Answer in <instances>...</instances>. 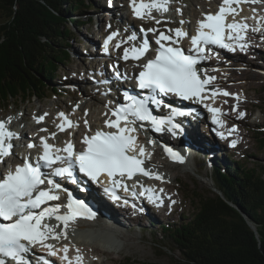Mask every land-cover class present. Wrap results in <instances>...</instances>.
I'll list each match as a JSON object with an SVG mask.
<instances>
[{
  "label": "snow or ice",
  "instance_id": "6c2138e0",
  "mask_svg": "<svg viewBox=\"0 0 264 264\" xmlns=\"http://www.w3.org/2000/svg\"><path fill=\"white\" fill-rule=\"evenodd\" d=\"M168 2L169 0H149L148 3H145V0H140L137 4V0H131L135 15L141 18L145 16V10L149 15L153 8L167 11ZM249 2L254 3L257 0H222L216 14H206L205 19L199 21L197 34L191 37L192 48L188 54H185L179 47L171 46V43L163 44L162 41L173 43L175 41L171 36L161 32L156 39V43L159 45L157 55L154 59L143 64V70L137 77L138 87L142 90H149V95L137 98L127 91L124 92V99L127 103L120 105L113 112V115L116 116L115 121H106L108 127L116 128L117 131H97L92 136H85L83 143L87 147L79 152L74 150L71 143H67L63 149L53 151V146L41 137L43 152L36 161L32 163L29 159H25L23 164L16 165L14 171L9 169L7 174L0 179V220L4 221L0 222V264H6L5 258H10L15 264H31L27 253L36 245L47 248L48 255L55 256L57 253L53 250L54 246L48 243L50 239H60L61 235L66 237L67 229L79 218L88 220L96 218V213L92 208L84 200L75 199L71 192L57 183L55 177L67 178L72 183H77L76 170L78 169L79 173L92 182H99L98 178L106 173L111 179L110 184L104 187V192L110 194L113 199H119L116 189L123 187L124 190H127V185L116 177L122 178L126 175L130 179L136 173L155 175L141 167L144 163L143 159L138 158L137 155L129 154L136 151L137 138L131 134L136 129L128 125L140 122V126L143 127V122L148 121L157 132L164 131V126L167 125V131L175 135V131L180 128V125L174 123L172 117L185 113L172 110V115L168 118L158 117L153 114L149 104H163L162 100L157 99L158 94H174L183 100L198 102H203L207 98L204 95L205 87L212 84L216 77L209 75L206 70L198 68L200 62L207 58L205 46L218 45L231 51H235L236 47H239L241 51H245L248 46L245 33L250 26L246 22L247 18L243 22H238L235 20V16L239 14V5ZM253 11L255 10L253 9ZM229 15L233 19L231 22H226ZM251 30L259 31V28ZM147 31H155V29ZM170 31H174L177 37L187 35L179 28ZM115 35L116 33H113L105 40V46ZM134 39V35L129 37V40ZM226 40L228 42H225ZM148 49L149 43L145 39L138 48L135 46L131 49L126 48L124 59L127 60L130 56L133 59H140ZM208 51H211V48H208ZM117 75L119 76V73ZM223 94L232 95L227 92ZM209 110L214 114L220 112L218 108L210 107ZM60 115L64 116L63 113ZM244 115L245 113H240L241 117ZM42 119L43 117L38 118V120ZM10 120L11 118L7 122L0 121V163H3L4 158L12 154V140L18 138V134L7 127ZM121 120L125 122L123 127L120 124ZM213 122L223 124L216 115H213ZM68 125L71 126L70 121H68ZM60 127L63 130V126ZM234 130L233 128L230 131ZM235 143L236 141H232L233 146ZM28 147L32 148L35 145L29 144ZM166 151L174 159L183 161V157L179 153L173 152L170 148H166ZM61 152L65 154L61 155ZM144 154L145 148L140 146L139 156L142 157ZM43 169H51V172L46 173ZM156 178L160 177L156 175ZM45 183L48 187H42ZM59 191L67 192L68 203L65 212L60 213V205L41 208L48 201L58 200L60 197L56 193ZM152 191V189H145V193L149 194V200L157 203V206L162 205L163 201L159 197H154L151 194ZM135 194L134 192L133 195ZM53 218L60 223L58 225L42 223L45 219ZM58 228L60 231H57ZM63 252L62 259L67 260L68 264H72L67 255V246L63 248ZM77 252L79 253V249ZM82 259L79 254L75 257L77 264H82ZM39 260L40 264H51L46 257L42 256Z\"/></svg>",
  "mask_w": 264,
  "mask_h": 264
},
{
  "label": "trees",
  "instance_id": "16d2710c",
  "mask_svg": "<svg viewBox=\"0 0 264 264\" xmlns=\"http://www.w3.org/2000/svg\"><path fill=\"white\" fill-rule=\"evenodd\" d=\"M96 4L0 0V105L6 109L12 99L41 100L57 93L51 81L71 57L73 33L66 17L78 13L70 23L80 28L81 20L91 21L81 17L84 9ZM255 134L257 149L264 151V131ZM221 164L212 166L210 178L223 196L195 193L196 211L162 227L167 241L162 247L181 256L171 264H264V164Z\"/></svg>",
  "mask_w": 264,
  "mask_h": 264
},
{
  "label": "rangeland",
  "instance_id": "374dc122",
  "mask_svg": "<svg viewBox=\"0 0 264 264\" xmlns=\"http://www.w3.org/2000/svg\"><path fill=\"white\" fill-rule=\"evenodd\" d=\"M183 1L187 6L185 9V13L188 17L187 19L191 23L193 22L194 15H196V13H199L203 9L207 10L211 7L210 5H213V1ZM96 2L97 7L100 6L109 9L107 5H104L103 0H96ZM116 2H123V0H117ZM84 12L85 13L82 14L81 17L88 18L91 16V19L94 18V21L100 20L101 25L104 26V15L101 19H99L100 16L95 18L94 12L85 9ZM90 12L92 13L91 15H89ZM78 15L79 14L75 12L68 14L66 17L68 25L71 26L73 33V38L71 39V45L69 47L72 56L66 62L64 67H60L58 69L55 79H52L51 81V85H55V88H58V90L67 91V97H62V99L61 96L53 95L54 93L50 92L46 98H42L41 100L31 99L25 101L21 99H12L10 100V106L8 108L4 109V106L0 105V117L3 116L6 119L13 118L16 121L15 126H19V123L17 124V120L20 118L23 120H25L26 117L35 119V116L40 112H51V109L55 106L62 108L68 101H72L75 97H78L76 89L62 87L68 83L59 87L58 82V80H65L63 76H66L68 71L71 69L77 68L81 71V74H85L87 76H90L89 74L92 73L91 70L93 66L91 65V61L93 62L95 58H93V60L90 59V57L93 56V52L90 49H87V45H90L92 41L89 30L87 26L84 28H77L75 25H71L70 23V20ZM252 51L254 52L251 55L250 63L247 68L230 72L229 74L231 75V78H233L232 86L240 88L248 95L247 101L243 104V107L248 109L250 114L248 118L242 122L243 133L241 135L242 140L240 141V146L234 150H226V153L229 155V161L230 159L239 160L242 164L246 163L250 166L256 165V163L264 164V151L257 149L256 141L254 139V136L256 135L255 132L259 131V128L257 127L264 125V75L262 74V71L264 70L262 69L264 67V43L255 50L254 48L251 49L250 52ZM76 83L74 85L75 87ZM84 97L85 100L93 101L95 103L94 107L92 109H88V107H84V109H82L83 107H81V105L84 103L80 97L78 98V100H80L77 101L76 105L81 107L80 116L82 117V121L85 119V116H89V119H91L90 122L93 123L97 120V116L103 110L104 104L97 100L95 94H91L90 97L88 95ZM72 111L76 112V107H72ZM94 111L95 113L93 114ZM50 119L52 122V117ZM81 127L83 126L81 125ZM196 131L198 132V130ZM200 136L203 137V139L205 137L201 134ZM201 137L197 135V139H194L193 142L197 143L199 140L202 141ZM211 149H213V147ZM197 150L200 151V149L197 148L194 150V153ZM199 154L200 155H195V157H193L192 153H190L192 160L188 163L189 165L169 164L161 153L157 154L159 157L155 160L156 164H158L159 161H162L163 163H168V165L163 168L160 172L161 174L159 175L160 178H156V181H160L161 179L164 181V186H166L167 190L174 195L176 208L174 207L175 212L172 216H168L167 210L166 212H163L161 220H158V217L161 216H157V222H155L156 227L149 223L150 221H142L140 218L139 224L137 222L132 223L135 225L137 224L138 226L131 230H128L130 228L125 227L123 230H119L117 232V236H113L112 234H115L116 232L106 230L104 227H113L110 219H106L109 222L106 220H99L96 222L99 224L97 227L93 224L80 222L78 220L75 222L78 224L77 227L89 229L92 232L89 230H78L79 233L77 234L74 231L76 229L72 230L71 227L67 230L66 237L62 235L60 239H56L55 242L61 239H67L69 241L68 243H74L73 248H76L78 245L81 249L86 247H96L98 250L103 252H100L99 254L93 253L92 255H89V257L90 259H100L101 262L99 264H148L153 262L171 264V262L175 259H179L181 256L177 250L171 252L167 247H162L167 244L166 239L162 236V227L166 222H176L179 219L178 214L182 217L191 215L196 211V203L194 201L195 193H217L210 178L212 168L211 165L216 163V161H219V164L222 163L221 166L224 167L227 161L225 156H223L225 157V160L220 159V153H213L214 155H211L212 158L208 159V161L202 153ZM194 158L196 161H194ZM158 167L161 168V166ZM164 171L167 172L169 177L163 176L165 175ZM163 181L161 183H163ZM132 224L130 223V225ZM98 230H100L101 233Z\"/></svg>",
  "mask_w": 264,
  "mask_h": 264
},
{
  "label": "bare ground",
  "instance_id": "6f19581e",
  "mask_svg": "<svg viewBox=\"0 0 264 264\" xmlns=\"http://www.w3.org/2000/svg\"><path fill=\"white\" fill-rule=\"evenodd\" d=\"M214 1V0H213ZM215 2V1H214ZM118 5L120 4V3H117ZM213 4H215V3H213ZM202 12H203V14H204V12H206V10H202ZM195 16V15H194ZM125 30V34H124V36H123V31ZM161 30H163L162 28H158V31H161ZM130 31H131V29H129V28H126V27H124V29H122V33H121V35H119V37H120V39L121 40H124V42H125V45H127V46H130L131 44H132V41L131 40H129V33H130ZM253 38L252 39H255V37L256 36H252ZM253 49V48H252ZM251 51V50H250ZM238 61H236V60H234V63H233V65H235L236 63H237ZM115 63H116V65H117V67H120V61L119 60H116L115 61ZM122 65V64H121ZM132 65V63H130V64H128V66H131ZM231 65V63H224V64H220L219 65V67H222V66H224L226 69H231V67L232 66H230ZM223 73H225V71H222L221 73H219V75H220V78H219V81H218V84L219 85H227V84H230V83H232V81H231V78L230 77H223L222 78V74ZM73 74V73H72ZM103 75H106V72L104 71V69L103 68H100L99 69V72L98 73H96L95 75H94V77L93 78H99L100 76H103ZM77 84H78V86H80L81 88H82V90L80 89V91H82V93H88L87 91H86V89L84 88V85H86L87 83H84V82H81L80 80H78L77 79ZM99 89H100V86H97V88H96V92L98 93L99 92ZM49 94V93H48ZM122 98V94H121V92H119V87H117L116 88V94H115V97H111V101H113V100H116V99H121ZM221 101V100H220ZM95 103L93 102V101H87L86 103H85V107H92L93 105H94ZM95 113V111L93 112V114ZM92 117H93V115H92ZM95 117V116H94ZM100 125V124H99ZM88 129H86V130H89V131H94V130H96V128H92L90 125H89V123H88ZM9 127H10V129L13 131H15V129H14V123H13V120L11 119L10 120V123H9ZM85 129H82V133H85V131H86ZM196 130H198L192 123H190L189 122V124L187 125V137L186 138H183L181 135H180V133L178 132V131H175V133L179 136V139L177 140V139H175V141L176 142H174V143H170V142H168V141H165L164 139L166 138V136H162V139L161 138H159V139H157V143H153V144H151V146H150V148H151V150L157 155V154H159V153H161L163 156H164V158H165V160L169 163V164H173L170 160L168 161V159H167V157L165 156L166 155V153H165V150L163 149V147H162V145H164V144H169V145H172V146H174V148H177L178 150H182L184 147H188V148H191V149H196L197 147H198V149H200V148H202V150L204 151L203 152V155L205 156V157H207L208 159H211L212 158V156L211 155H214L213 153H216L218 150H219V147H217L216 146V141H214L213 139H211V141H210V143H207V142H205V139H203V137H201L200 136V134H199V132H197ZM16 132V131H15ZM197 135L199 136V137H201V139H202V141L201 140H199L198 142H200V143H195V142H193V140L194 139H197ZM202 135V134H201ZM62 136L64 137V134L62 133ZM203 136V135H202ZM196 141V140H195ZM202 142V143H201ZM204 142V143H203ZM213 147V149H211ZM209 149H211V150H209ZM165 154V155H164ZM181 156L185 159V161H191L192 160V157H191V155H190V153L189 152H181ZM191 157V158H190ZM149 159H150V157H149ZM158 160V159H157ZM194 161H196V160H194ZM168 163L166 164V166L168 165ZM198 163V162H197ZM149 165L153 168V170H156L157 168H159L158 166H161V168H159L158 170H160L159 171V173L163 170V168H164V165H163V162L161 161H159V163L158 164H156V162H155V160L153 161V160H150V163H149ZM175 165V164H174ZM163 166V167H162ZM164 174L165 175H163V176H168V174H167V172H165L164 171ZM169 177V176H168ZM152 186V185H151ZM145 212H147L146 210H145ZM104 213H106V215L104 214ZM141 217V216H140ZM140 217H138V218H136V219H133V218H131V217H129L128 215H127V213H125L124 211H120V212H117V213H113V212H111V210H110V208H109V206L106 204V203H102L98 208H97V211H96V219H95V221H94V223L96 222V220H97V222L99 221V220H105V218L106 219H110L111 220V222H113L114 224H117L119 227H122L121 229H124L125 227H129V226H131L130 225V223L132 224V223H134V222H138L139 220H140ZM138 219V220H137ZM107 221V220H106ZM107 222H109V221H107ZM77 225L78 224H76V223H74L72 226H70L68 229H70L71 227H72V230H74V229H76V230H79V231H81L83 228H81V227H77ZM67 229V230H68ZM100 233H101V231H100ZM99 233V234H100ZM114 233V232H113ZM116 234V233H115ZM65 242H67V241H64L63 243H65ZM68 243V242H67ZM76 251H77V249H79V253H85V255H92L93 253H95V254H99L100 252H103V251H100V250H98L96 247L95 248H93V247H91V248H80V246L78 245V246H76ZM78 253V252H77ZM99 260L97 259L96 260V262H98ZM31 264H33V262H31ZM96 264H98V263H96Z\"/></svg>",
  "mask_w": 264,
  "mask_h": 264
},
{
  "label": "water",
  "instance_id": "95a60500",
  "mask_svg": "<svg viewBox=\"0 0 264 264\" xmlns=\"http://www.w3.org/2000/svg\"><path fill=\"white\" fill-rule=\"evenodd\" d=\"M215 190H216V192H217L219 195L223 196V195L221 194V192H220L218 189L215 188ZM249 224L251 225V227H252L253 229H255V227H254L253 224H251V223H249Z\"/></svg>",
  "mask_w": 264,
  "mask_h": 264
}]
</instances>
